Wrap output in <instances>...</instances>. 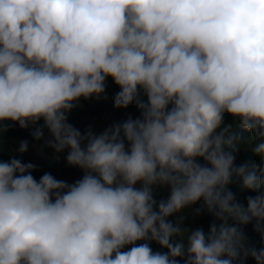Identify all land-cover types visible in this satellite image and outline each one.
<instances>
[{
  "label": "clouds",
  "instance_id": "1",
  "mask_svg": "<svg viewBox=\"0 0 264 264\" xmlns=\"http://www.w3.org/2000/svg\"><path fill=\"white\" fill-rule=\"evenodd\" d=\"M109 78L139 116L81 132L69 113ZM12 124L47 129L82 175L0 160V264H264V0H0V133ZM245 146L258 164L235 162ZM198 203L207 232L183 223Z\"/></svg>",
  "mask_w": 264,
  "mask_h": 264
},
{
  "label": "rangeland",
  "instance_id": "2",
  "mask_svg": "<svg viewBox=\"0 0 264 264\" xmlns=\"http://www.w3.org/2000/svg\"><path fill=\"white\" fill-rule=\"evenodd\" d=\"M117 91L118 87L114 85L109 78L107 87L105 89L107 99L102 98L95 100L90 98L88 100H84L81 98L79 106L72 109V111L69 113L68 122L81 132H83L85 128L90 125L93 130L98 133L114 121L124 120L129 115H131L133 118L139 116V111L134 105H129V107L126 109L113 107L112 97ZM232 119L233 118L230 115L225 114V124L231 123ZM39 123L42 124V121ZM36 127L37 125H32L23 129L27 133H32ZM43 133V137L40 140H37L39 147H30L24 153L25 157L27 158L26 162H31L35 165L32 175L36 179H39L43 173L48 172L55 178L65 180L68 183H72L73 181L79 179L82 175L81 170L66 163L64 159L65 153H55L53 149L47 147L44 144V139L48 138L49 135L47 129H43ZM242 135L247 137L250 135V133L242 132ZM236 158L239 159L237 164L244 162L249 163L251 158L255 159L253 164H258L259 162L258 157L252 154L250 147L246 146L238 149ZM230 187L235 189L236 186L232 185ZM164 195H166V192L158 194L156 198L159 199ZM198 207L199 203L197 205H193L192 210L185 214L183 223L189 229H195L196 227H202L204 229L212 220V217L203 208H201L199 215H194L195 210ZM169 219L172 218L170 217ZM205 232H207L206 229ZM251 261V257H248L245 261V264H251Z\"/></svg>",
  "mask_w": 264,
  "mask_h": 264
},
{
  "label": "trees",
  "instance_id": "3",
  "mask_svg": "<svg viewBox=\"0 0 264 264\" xmlns=\"http://www.w3.org/2000/svg\"><path fill=\"white\" fill-rule=\"evenodd\" d=\"M32 133H27L24 129L20 128L18 124H12V126L8 127L5 132L0 133V160H8L11 155L21 159L22 162H26L27 158L25 157L24 153L21 154L15 152L13 149L20 140L28 141V149L30 147L38 148L39 144L37 143V140L34 139ZM238 160L239 159L236 158L235 162L238 163ZM254 161L255 159L251 158L249 164H253ZM231 190L234 192L238 200H240L242 203L245 204H246L245 197L255 194L254 192L251 191H243L241 189H238L237 187H235V189L231 188ZM253 223H249L248 225L243 226L242 231L247 237L248 244L254 245L258 248V245L260 246L259 234L253 230ZM205 229L207 231L208 226L204 228V230ZM137 243H142V242H137ZM149 244L153 251H161V252L167 251L166 248H162L159 244L155 243L154 241H150ZM177 259L180 260V264H183L182 258H177ZM251 262H252L251 264H255V261L253 259Z\"/></svg>",
  "mask_w": 264,
  "mask_h": 264
}]
</instances>
